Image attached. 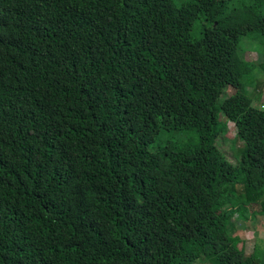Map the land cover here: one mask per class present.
Returning a JSON list of instances; mask_svg holds the SVG:
<instances>
[{
  "label": "trees",
  "instance_id": "obj_1",
  "mask_svg": "<svg viewBox=\"0 0 264 264\" xmlns=\"http://www.w3.org/2000/svg\"><path fill=\"white\" fill-rule=\"evenodd\" d=\"M263 8L0 0V264H264Z\"/></svg>",
  "mask_w": 264,
  "mask_h": 264
},
{
  "label": "rangeland",
  "instance_id": "obj_2",
  "mask_svg": "<svg viewBox=\"0 0 264 264\" xmlns=\"http://www.w3.org/2000/svg\"><path fill=\"white\" fill-rule=\"evenodd\" d=\"M178 3H185L187 0H176ZM264 14V8H263ZM200 36V24L197 23L193 27V39H196ZM264 41V40H263ZM240 47L243 50V59L249 63H255L257 66H254V74L255 78L251 80V87L247 88L248 96L253 99V107L256 109L264 110V52L259 51L258 45L254 42L248 40H242L240 43ZM262 56V57H261ZM258 87V90L255 88ZM254 89V90H253ZM231 94V90H225L221 101L227 98ZM223 119V118H222ZM237 130L235 128V124L230 122L228 124L227 130L223 135V139H220L218 142V146L221 150H223L229 158L233 157V149L231 148L232 143H236V146L239 148L241 142L237 139ZM162 135V134H161ZM175 138V136H174ZM164 141L163 138H157L156 142ZM155 142V143H156ZM233 221L238 227L237 236L242 240L243 244L240 246H244L247 255H251L253 253L254 246H257V256L262 255L264 251V217L259 216L255 222L249 220L248 222H243L239 219L234 218ZM198 264H209L206 260L202 259Z\"/></svg>",
  "mask_w": 264,
  "mask_h": 264
}]
</instances>
